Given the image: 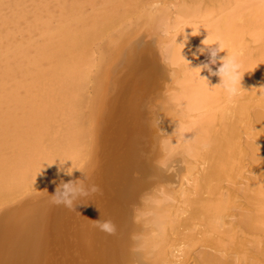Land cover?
<instances>
[{
    "label": "bare ground",
    "instance_id": "obj_1",
    "mask_svg": "<svg viewBox=\"0 0 264 264\" xmlns=\"http://www.w3.org/2000/svg\"><path fill=\"white\" fill-rule=\"evenodd\" d=\"M0 264H264V0H0Z\"/></svg>",
    "mask_w": 264,
    "mask_h": 264
},
{
    "label": "clouds",
    "instance_id": "obj_2",
    "mask_svg": "<svg viewBox=\"0 0 264 264\" xmlns=\"http://www.w3.org/2000/svg\"><path fill=\"white\" fill-rule=\"evenodd\" d=\"M154 7H158L154 5ZM193 29V28H192ZM194 30V29H193ZM185 31V29H184ZM180 35V34H179ZM178 37V35H177ZM176 37V43L177 42ZM185 39V36H184ZM188 39V35H187ZM205 41V40H204ZM205 47L198 48L195 52H193L194 56L199 54L207 53L206 62L202 63L200 68V75L203 70H207L211 76L220 77V83L223 87V90L229 100H233L239 97L242 93V90L245 88L242 84L245 73L247 71L243 70V66L240 61L233 55H230L227 51V55L223 57H219V53L224 49L221 42L216 41L215 43H204ZM214 45H216L214 47ZM183 55V54H182ZM219 61H221L220 66L214 70L213 65H217ZM202 76V75H201ZM203 77V76H202ZM149 113L151 116L150 125L158 126L160 125V117L159 115H152V109L149 108ZM70 160V159H69ZM72 161V160H71ZM73 163V161H72ZM70 175L72 171H68ZM96 187L92 186L91 191H96ZM86 195V190L82 184L74 182L61 183L59 187H57L55 194L53 195L54 199L52 203L57 205H64L66 208H71L73 205V201L77 196ZM92 224L96 225L101 232H104L108 235H113L116 232V225L111 220H89ZM175 256L179 259L183 256V247L177 249L175 252Z\"/></svg>",
    "mask_w": 264,
    "mask_h": 264
}]
</instances>
